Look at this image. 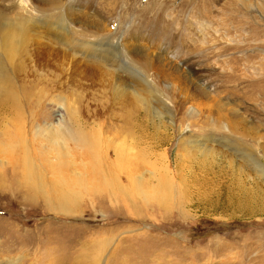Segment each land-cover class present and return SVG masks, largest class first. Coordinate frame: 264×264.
<instances>
[{
    "label": "rangeland",
    "instance_id": "obj_1",
    "mask_svg": "<svg viewBox=\"0 0 264 264\" xmlns=\"http://www.w3.org/2000/svg\"><path fill=\"white\" fill-rule=\"evenodd\" d=\"M61 10L81 47L113 57L118 40L131 64L117 89L105 64L46 34ZM24 17L49 38L1 44L0 136L24 133L57 163L59 145L33 131L72 105L101 155L121 145L153 169L156 154L171 194L92 186L74 158L77 200L60 213L0 156V264H264V0H0V26ZM136 69L168 99H149L155 116L120 87Z\"/></svg>",
    "mask_w": 264,
    "mask_h": 264
},
{
    "label": "bare ground",
    "instance_id": "obj_2",
    "mask_svg": "<svg viewBox=\"0 0 264 264\" xmlns=\"http://www.w3.org/2000/svg\"><path fill=\"white\" fill-rule=\"evenodd\" d=\"M64 3L66 4V2ZM30 18H17L12 23H5L0 26V47L1 44L5 46L9 42L8 46H13L11 50L14 51L13 54H16L19 49L17 46L20 47V45L28 39V36L32 31L37 32L36 34L41 38H49L51 37L49 35L52 34V37L64 44L74 43L75 45L71 48L73 52L78 50L87 53L88 55H91V60L105 64L100 67L109 73L112 81H115L116 89L118 88V84H120L122 80L121 76L118 74V68L120 67L121 62L128 61L127 63L131 64L129 59L126 58L124 52L120 51L121 47L118 45V40L115 41V47L117 49L112 57L105 49L99 50L98 44L100 43L98 42L86 44V47L78 45L77 36L83 37V35H81L74 27L71 28L64 10L60 11L59 18H56L55 20L56 23H51L48 27H44V29H47L48 32L46 34L49 37L43 34L42 29L41 31L36 30L42 27L41 24L38 23L41 19H33L34 21H32ZM128 69L132 70L131 67H128ZM139 70L140 69H136L135 73H129L130 80H123L126 82V86L125 84H121L120 87L123 88L122 91L124 93L132 96L133 100L140 102V104L144 105L146 108L149 107L150 113L155 116L158 113L157 109L154 106L150 107L149 104L151 100L149 101V99H157L158 97V102L161 101V104L166 107L168 99L165 100L166 96L160 95L158 87L154 83H151L148 75ZM116 92H118V90H116ZM157 93H159V95H157ZM145 94L150 98L145 96ZM59 106L63 108V115L69 117V121L64 119V122L60 121L57 125H50L47 126V128L41 126L43 128L37 127L38 130L33 131V135H40V138L43 141H50V143L59 145L58 149H60L61 152L57 154L59 158L57 163L50 162V159H52V157H50L51 153L48 156H45V159L40 161V157L43 155L41 154L43 150L37 148V140L28 141L24 133H21V136L18 137L8 134L0 136V156L3 158L1 160L2 164L4 163L5 165L7 164L11 166L17 173L18 171L31 170V173H28L26 177H23L24 183L32 188L37 194H46L48 200L51 202V208L60 213H62L61 211L68 213L70 211V206L76 203L77 196L72 192V189L75 188V186L67 185L71 184V180L74 178L71 171L75 170L77 166L75 163L78 158L84 162V166H82L81 169L87 177H89L92 186L98 187V185L102 183L104 187H114L124 194L133 189L136 193H139V195H146V191L150 190L155 193L154 195L156 197L161 196L163 199H166L167 196L171 194L169 193L171 190L169 184L172 183L170 180L172 178L169 175L170 170L168 169V166H165L162 169L163 171L161 170L160 173H158L159 175L154 171L157 169V162L159 161H157L156 154L153 155L155 157L154 164H156L153 169L150 168L153 161L145 163L138 160L136 162L135 158H133L134 156H132V154L121 145H112L110 153L107 152V155H101L100 152L95 150L91 139L85 136L90 135L88 131L84 130L83 127L78 124L77 109L71 107L72 105H68L67 108L65 103H62V105ZM63 115L61 117H63ZM169 116L173 121L172 113H170ZM129 125L130 123H128V126ZM14 138L16 139L15 144L13 145ZM72 141L75 143L76 148L71 150L72 152H65L66 148L64 144L67 145L68 142ZM151 153H153V150ZM138 155L140 154L138 153ZM74 158H76V160ZM34 161L40 162V164ZM44 163L47 164L46 170L51 172L52 179L45 180L38 173L39 171L42 174L40 165ZM147 167L149 168L147 169ZM145 170H147L146 173H148V175L145 173L143 174ZM122 173H125V178L123 177V179L127 181V184L123 183L120 178ZM18 181H20V179H18Z\"/></svg>",
    "mask_w": 264,
    "mask_h": 264
}]
</instances>
